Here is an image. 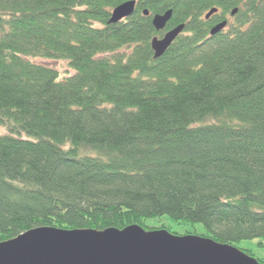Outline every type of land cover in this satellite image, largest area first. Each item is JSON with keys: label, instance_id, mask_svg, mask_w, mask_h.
Masks as SVG:
<instances>
[{"label": "trees", "instance_id": "1", "mask_svg": "<svg viewBox=\"0 0 264 264\" xmlns=\"http://www.w3.org/2000/svg\"><path fill=\"white\" fill-rule=\"evenodd\" d=\"M0 127V244L139 226L264 264V0H0Z\"/></svg>", "mask_w": 264, "mask_h": 264}, {"label": "water", "instance_id": "2", "mask_svg": "<svg viewBox=\"0 0 264 264\" xmlns=\"http://www.w3.org/2000/svg\"><path fill=\"white\" fill-rule=\"evenodd\" d=\"M81 2L82 0H77ZM135 1H127L110 13L108 24L131 17ZM212 9L208 20L216 14ZM237 10L230 14L233 17ZM148 15L147 11L143 12ZM171 10L152 17L155 32H161L171 18ZM226 22L211 28L210 37L221 33ZM179 25L161 38L151 40L154 59L160 58L182 33ZM0 264H258L241 251L212 240L194 236L178 237L165 231H144L130 226L122 231H63L38 228L0 244Z\"/></svg>", "mask_w": 264, "mask_h": 264}, {"label": "rangeland", "instance_id": "3", "mask_svg": "<svg viewBox=\"0 0 264 264\" xmlns=\"http://www.w3.org/2000/svg\"><path fill=\"white\" fill-rule=\"evenodd\" d=\"M46 64L49 67H52L56 71L60 72L62 75L71 74V72H67L68 69L64 62H49ZM3 135H7V132L4 128L0 127V136H3ZM242 245L244 246V248H247L250 251H252L256 259L264 260V249L259 248L254 242H243Z\"/></svg>", "mask_w": 264, "mask_h": 264}, {"label": "flooded vegetation", "instance_id": "4", "mask_svg": "<svg viewBox=\"0 0 264 264\" xmlns=\"http://www.w3.org/2000/svg\"><path fill=\"white\" fill-rule=\"evenodd\" d=\"M227 24V23H226Z\"/></svg>", "mask_w": 264, "mask_h": 264}]
</instances>
